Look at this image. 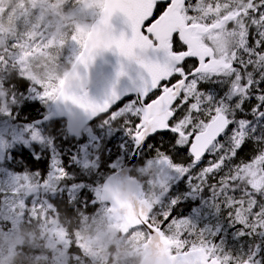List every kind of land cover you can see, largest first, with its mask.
I'll return each instance as SVG.
<instances>
[{"label":"rangeland","instance_id":"obj_1","mask_svg":"<svg viewBox=\"0 0 264 264\" xmlns=\"http://www.w3.org/2000/svg\"><path fill=\"white\" fill-rule=\"evenodd\" d=\"M237 1L238 7H245L247 15L238 24L214 33L205 40L208 46L214 47L220 59L232 63L238 57L235 48L245 45L247 19L250 16L254 19L253 16L256 15L261 23L264 17L255 11L256 0ZM102 3L103 0H0V72L9 66L18 65L22 74L31 83V94L27 99L37 100L40 107L46 108V112L50 111L62 78L79 55L89 26L97 18ZM194 11L198 12L205 21H213L221 16H209L211 12L202 0H198ZM226 75V72L220 71L214 76H203L201 90L207 86L206 84L220 87L223 84L221 80L224 81ZM40 87L50 92L52 98H42L43 90ZM193 93H196L195 87L188 90L189 95ZM231 97L235 98L230 96L229 99ZM200 98L201 93L196 94L198 102H201ZM131 102L132 100H127L111 112L118 111L124 114ZM16 115L17 108H11L0 80V221L3 223L2 227L9 228V231L1 232L4 239L0 244V264H139L144 233L134 229L128 235L121 236L118 231L119 224L111 221L107 206L98 202L99 190L96 191V199L93 203L92 197L87 192L84 193V203L89 202L97 206L90 217H85L87 220L76 234L74 243L78 251L72 250L71 240L60 227L55 217L54 204L49 199L63 192L74 196L81 187L65 184L68 191L60 187V181L65 179H56L55 169L61 168L63 164L61 155L54 152L50 141L43 139L40 131L32 123L27 122L26 118L21 120ZM100 120L99 124L97 121L92 125L96 126L95 129H106L105 135L101 137V131H94L91 125L83 129L79 138L75 139H80L82 142L80 145H75L73 159L69 157L67 150L69 163H74L80 169L95 172L99 153L103 152V148L116 154L118 148L129 138L133 141L128 127L124 124L106 123L104 116ZM231 134L232 131L229 132V135ZM242 139L241 136L237 137L238 142ZM222 142L226 141L223 139ZM20 145L31 149L32 155L34 147L35 157L40 150L50 155L52 161L46 176L40 177L25 169L20 172L8 169L6 162L8 152L16 150ZM108 152L105 153L106 157L109 155ZM162 157H167L169 163H162ZM170 157L161 154L149 158L142 154L141 164L134 170L141 178L143 198L151 207L159 210L157 215L164 211L170 213L174 205L173 201L177 203L179 200H190L199 194L191 179L184 178L185 175L175 171V168L182 163H174ZM211 159L214 157L211 156L201 166L197 165L195 171L207 166ZM122 164L123 162L116 159L110 169H118ZM169 164L172 166L170 167ZM25 178L32 183L31 189L22 187ZM257 199L263 204L264 197L258 196ZM51 208L52 212H50ZM26 210H28L27 214ZM196 212H202V207ZM25 221L27 225L33 222L42 224L44 231L41 237H44V243L42 246L35 245V238L30 237L33 244L27 246L22 251L21 257H18L16 246L22 245L23 242L19 228ZM173 221H188L189 233L197 229L200 231L207 229L201 226V220L195 212ZM232 225L237 227L236 225L239 224L233 222ZM166 230V238L171 242L173 246L171 251L174 253L175 242L180 238V230L175 225L169 226ZM229 230L230 222L225 227L226 232ZM240 230L242 232L244 228ZM189 236L191 235H186L185 239H192ZM204 236L206 240L208 237H214L207 234ZM237 236L236 231L233 234L234 239ZM216 249L224 250L221 245L216 246ZM248 252L242 241L238 240L230 246V250H224V255L230 256L233 264H241L249 255ZM80 253L86 260L81 259Z\"/></svg>","mask_w":264,"mask_h":264},{"label":"snow or ice","instance_id":"obj_2","mask_svg":"<svg viewBox=\"0 0 264 264\" xmlns=\"http://www.w3.org/2000/svg\"><path fill=\"white\" fill-rule=\"evenodd\" d=\"M197 4L198 0H121L119 4L106 7L105 22L120 13L131 34L129 36L121 32L105 47L114 46L120 56L135 60L149 77L142 95L130 103L124 114L109 111L111 105L120 99L115 92L103 104L90 101L87 93L82 96L61 95L59 98L65 102L70 100L92 116L104 115L106 123L124 124L138 145L149 136L172 133L173 149L178 153L187 152L190 157L189 163L176 167L175 171L190 176L197 191L205 186L210 187L217 208L221 205L229 208L231 219L247 229V234L264 233V204L257 199L258 196L264 197V152L258 151L251 159L235 163L238 150L243 147L237 137L247 133L248 122L233 118L237 110H242L243 102L251 98L253 88L257 87L258 91L259 83L264 81V36L261 33L250 36L247 52L238 56L232 64L233 79L228 87L230 95L239 98L236 104L231 105L227 98L224 101L213 100L200 88L204 81L202 69L211 63L212 57L192 54L183 30L177 27L179 18L191 17ZM255 11L264 15V0H257ZM148 51L163 53V62L149 60L145 55ZM94 55V51L85 46L77 60L86 69ZM189 64L192 66L189 67ZM120 74L123 75V72ZM192 87H195L196 93L189 95L188 90ZM198 93L207 96V104L197 101ZM42 98L51 99L52 94L43 90ZM200 99L203 101L204 96ZM258 103L261 107L253 115L264 116V92L258 91ZM221 112L228 122L227 127L212 138L210 126ZM233 124L236 129L229 135ZM206 133L207 139H202ZM221 138L226 142H222ZM208 140L211 142L208 143ZM255 140L264 143V137H256ZM206 155L214 159L209 160L207 166L198 172L194 171ZM161 162L169 163V160L162 157ZM55 173L56 179L65 176L62 168H56ZM242 173H247L243 190L247 201L230 194L239 188L238 181ZM210 180L215 182L209 183ZM22 187L31 189L33 185L25 178ZM108 198L113 202L111 212L120 216H134L138 221L136 227L146 229L152 235L159 233L163 236L172 225L180 230V238L175 242L176 251L172 253L173 264H228L231 259L228 255L223 258L212 255L216 246L209 247L202 233L194 230L189 233L188 221L175 222L167 211L157 215L159 210L146 207L145 202L139 199L136 203L123 202L115 190H108ZM245 211L247 215H244ZM189 234L192 239H185ZM244 234L241 232V235ZM242 264H252V260H243Z\"/></svg>","mask_w":264,"mask_h":264},{"label":"trees","instance_id":"obj_3","mask_svg":"<svg viewBox=\"0 0 264 264\" xmlns=\"http://www.w3.org/2000/svg\"><path fill=\"white\" fill-rule=\"evenodd\" d=\"M202 1L205 7L211 12L209 16L221 15L220 17H223L228 14H235L238 11L241 12V15L238 17V19L226 25L224 29L230 28L234 24H238L247 15L245 7H242L243 9L241 7H238L237 0ZM253 17L254 19L252 18V16H250L245 22V45L235 48L234 51L237 56H240L242 55V53L247 52V44L249 43L250 36L254 37L256 33H261L262 36H264V17L262 18L261 23H259L258 16L255 15ZM184 20L187 23L200 24H207L211 22L202 19L201 15L199 16V13L195 11H193L191 17H184ZM203 44L208 46L205 41H203ZM208 47L214 48L212 46ZM224 61L225 64L227 63L230 65L229 70L227 69L222 71L227 73L224 80L225 83L223 82L220 87H213V85L211 84H206L209 87L205 86L202 91L216 101H224L225 98H227L229 103L234 106L239 98L231 97V99H229L231 95L229 93L228 87V84L232 82L233 79V63L229 60ZM191 66L192 65L189 64V67ZM0 80L2 84V90L5 92L6 97L8 98V102L11 104V108H17V118H21V120H24V118H26L27 122L33 124L34 121L41 119L49 112L48 110V112H46V108L43 109L42 107H40L37 103V100L33 99L32 101L30 99H27V96L31 94V83L29 79H27L22 74L18 65L9 66L2 72H0ZM236 83L238 84L239 81H237ZM258 91L264 92V81H261L259 83ZM258 91L257 87H254L251 98L243 102L242 110H237L234 113V120L248 122L246 129L247 133L238 135L243 138L240 141L243 143V147L238 150L235 163L251 159L257 154L258 151L264 152V143H257L255 140L256 137H264V116L253 115L255 110L261 107V105L258 103ZM201 96H204V100L201 102L207 104V96L204 93H201ZM99 122H101L100 119L98 120L97 124H99ZM34 127H36L38 131H40L43 139H48L50 141L54 152L60 154L62 160H64L61 168L65 172V181H60V187L64 188L65 191L69 190L68 187L65 186V184L67 186L75 184L74 187H81V190L74 196H71L67 192H63L58 195L55 194V196L49 199V201L54 204L53 208L56 214L55 217L60 227L63 228L66 236H68V238L71 240L72 250L78 251V249L75 248L76 244L74 243L76 234L82 229L84 222L87 220L85 217H90L94 208H96L97 206V204H91L89 202L84 203V193L87 192L92 197V203L93 201H95V194L96 191L99 190V186L105 178H107L115 171V169H110L111 164H113L116 159H118L120 162H123V164L125 161H127L130 153L133 150V141H131V139L129 138L127 142L123 144V146L118 148L116 154L108 152L103 148V152L99 153L96 171L92 172L91 170L80 169L74 163H69V157L71 159L74 158L75 152H73V150L75 148V145H80L82 141L80 139L75 140L69 137L66 133L65 124L63 122L51 121L43 125ZM91 127L94 129V131H101V137H103L105 135V132L107 131L104 128L95 129L96 126L94 125H91ZM235 129L236 125L233 124L231 127V131L234 132ZM173 143L174 139L172 138V133H168L167 135H157L151 138L146 143L141 155L143 154L145 157L150 158L165 154L170 155V160L174 161V163H189L190 157L188 153L176 152L172 147ZM27 148L28 147L24 145H20L16 150L8 152V160L6 161L8 169L16 172H20L21 170L25 169L29 172L36 173V175L40 177L46 176V172L49 169V165L52 161L50 160V155L47 152L43 153V151L40 150V153H37V156L35 157L34 152L36 149L33 147L32 155L31 149ZM67 150L69 153V157L67 155ZM106 152L109 153L107 157L105 156ZM210 158L211 155H206L202 162L198 164V166H201L206 160ZM16 159H18V162H16ZM139 164H141V157L139 158L136 166ZM135 167L131 174L141 182V178H139L134 171ZM246 177L247 174L242 173L240 175V180L238 181L239 188H237L234 193H230L234 197L243 198L245 201L248 200V197L243 195V190L246 187L247 183ZM184 178L191 179L190 176H184ZM214 182L215 180L209 181V183ZM216 203L217 201L213 196L212 189L208 186H205L199 190V194L197 196H194L193 199L179 200L177 203H175L170 210V214L172 216V219L178 220L187 217L188 213L195 212L196 214H198L199 219L201 220V226L203 228H207L204 231H200L199 229H197V231L195 232L214 236L212 238L208 237L207 239L209 247L221 245L224 250H230L231 245H234L238 240H241L242 245L249 251V255H247L246 260L250 258L252 260V263L254 264H264V233L258 232L256 234H247L248 230L244 229V231L242 232H245L246 234L241 235L240 228H242V226L236 225L237 227H233L232 224L234 221L231 219V212L229 208L222 205L217 208ZM200 207H202V212H196ZM50 212H52V208ZM27 213L28 210H26V214ZM244 215H247L246 211ZM228 222H230V230L226 232L225 227L227 226ZM248 222L251 223L252 221L249 219ZM2 224L3 223L0 221V244L2 239H4L2 237L3 233L1 232L9 231V228L5 229L4 227H2ZM43 231L44 229L41 223L33 222L31 225H27L26 221L23 222L19 228V234L23 238V242L22 245L16 246L17 256L19 255L18 257H21L22 251L26 249V247L30 244H33V241L30 240V237L35 238V245L42 246V244L44 243V237H41V233ZM236 231L238 232V236L234 239L233 234ZM164 236H167V230H165ZM186 239L190 240V238ZM224 250L222 251L216 249V251L213 252L212 255L223 258L225 256ZM228 264L233 263L229 260Z\"/></svg>","mask_w":264,"mask_h":264},{"label":"water","instance_id":"obj_4","mask_svg":"<svg viewBox=\"0 0 264 264\" xmlns=\"http://www.w3.org/2000/svg\"><path fill=\"white\" fill-rule=\"evenodd\" d=\"M120 2L121 0L103 1V7L98 17L89 26L82 49L78 55L80 56L81 52L85 50V46L88 49H92L95 53L92 63L85 69L77 58L74 60L62 78L59 91L51 104L50 111L41 119L36 120L34 122L35 126L51 121H62L65 124L68 136L76 139L79 138L83 129L104 115L92 116L70 100L65 102L60 99L61 95L82 96L87 93L90 101L96 104H103L115 92L120 99L111 105L109 111L124 100L129 98H135L136 100L142 95L145 82L149 79L145 70L135 60H128L120 56L114 46L112 48L105 47L112 41L114 36H118L121 32L129 36L131 34L125 23V18L120 13L105 22L106 7L119 4ZM240 14V11L235 14H228L210 25H187L182 16L179 18L177 27L183 30L190 52L194 55L212 57L211 63L202 69V74H214L218 70L226 69L227 66L214 58V53L211 49L202 47L199 44V37L220 31L225 22L237 20ZM145 55L153 62H163L164 60L163 53L148 51ZM121 72H123V75L120 74ZM227 124L228 122L223 114L217 115L210 126V131L213 133L212 138H214L215 134L223 132ZM207 136L208 134L206 133L202 139H207ZM151 138L153 136H149L139 145L134 141L133 150L127 161L122 167L103 180L99 190L98 202L107 206L111 221L119 224L118 231L121 236H126L131 230L139 228L136 227L138 221H136L134 216H120L110 211L113 202L108 198V190H115L119 199L123 202L136 203L137 199H139L145 202L146 207L150 206L148 201L142 198L143 190L140 182L131 176V172L137 164L144 146ZM207 142L210 143L211 141L208 140ZM204 146L207 145L205 144ZM142 230L146 235V240L143 245L140 264H173L174 257L170 254V241L159 233L152 235L146 229Z\"/></svg>","mask_w":264,"mask_h":264},{"label":"flooded vegetation","instance_id":"obj_5","mask_svg":"<svg viewBox=\"0 0 264 264\" xmlns=\"http://www.w3.org/2000/svg\"><path fill=\"white\" fill-rule=\"evenodd\" d=\"M224 17V16H223ZM223 17H219L218 18V20L217 21H219V20H221ZM230 22H225L224 23V25H223V29H224V26H226V25H228ZM212 34H208V35H206L205 37H200L199 38V44L202 46V47H207V46H204V44L202 45V43H201V41H202V39L203 38H208L209 36H211ZM207 48H209V47H207ZM214 58H215V56H214ZM215 59H217V58H215ZM217 60H219V59H217ZM219 61H221V60H219ZM222 62V61H221ZM221 70H224V69H221ZM221 70H218L217 71V73H219ZM217 73H214V74H204L203 76H214V75H216ZM127 100H132V101H135V98H129V99H127ZM127 100H124L122 103H120L119 105H121V104H123L124 102H126ZM118 105V106H119ZM219 114V113H218ZM224 138H221V140H223ZM145 147V146H144ZM143 150H144V148H143ZM142 150V151H143ZM172 163V162H171ZM173 165H175L174 163H172ZM139 230H141V229H139ZM142 232H143V230H141ZM144 233V232H143ZM145 240H146V235L144 234V242H143V245H144V243H145ZM168 240V239H167ZM171 243V242H170ZM143 245H142V249H143ZM171 247H172V244H171ZM170 253H171V255H172V251H171V248H170ZM79 256L81 257V259L82 260H86V258L84 257V256H82L81 255V253L79 254ZM141 259H142V257H141ZM140 262H141V260H140ZM140 262H139V264H140ZM81 264V263H80Z\"/></svg>","mask_w":264,"mask_h":264}]
</instances>
